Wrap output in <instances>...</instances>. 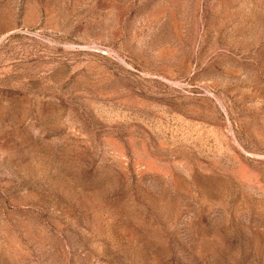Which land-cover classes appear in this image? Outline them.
I'll return each mask as SVG.
<instances>
[{
  "label": "rangeland",
  "instance_id": "rangeland-1",
  "mask_svg": "<svg viewBox=\"0 0 264 264\" xmlns=\"http://www.w3.org/2000/svg\"><path fill=\"white\" fill-rule=\"evenodd\" d=\"M0 264H264V0H0Z\"/></svg>",
  "mask_w": 264,
  "mask_h": 264
}]
</instances>
